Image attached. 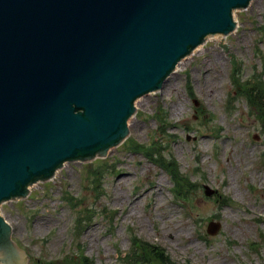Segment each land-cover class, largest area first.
<instances>
[{"label": "rangeland", "instance_id": "obj_1", "mask_svg": "<svg viewBox=\"0 0 264 264\" xmlns=\"http://www.w3.org/2000/svg\"><path fill=\"white\" fill-rule=\"evenodd\" d=\"M235 18L234 32L210 36L160 90L136 101L120 145L66 162L27 197L0 206L27 264H138L145 258H130L134 238L158 244L176 264H264L263 111L237 93L232 76L240 64L243 79L264 78V0ZM159 124H170L165 135ZM154 138L194 182L186 197L165 167L133 149ZM211 220L220 222L216 234L207 231Z\"/></svg>", "mask_w": 264, "mask_h": 264}, {"label": "water", "instance_id": "obj_2", "mask_svg": "<svg viewBox=\"0 0 264 264\" xmlns=\"http://www.w3.org/2000/svg\"><path fill=\"white\" fill-rule=\"evenodd\" d=\"M250 2L0 0V206L66 162L105 157L136 101L210 36L234 32ZM12 231L0 213V263L27 264Z\"/></svg>", "mask_w": 264, "mask_h": 264}, {"label": "trees", "instance_id": "obj_3", "mask_svg": "<svg viewBox=\"0 0 264 264\" xmlns=\"http://www.w3.org/2000/svg\"><path fill=\"white\" fill-rule=\"evenodd\" d=\"M240 74H241L240 64H237L235 65L234 72L232 74L233 82L236 85L235 90L239 95L241 94L243 97H247L250 103L262 109L263 114L259 116V118L264 119L263 75L254 73L249 78L243 79L242 75ZM160 123H165V122L162 121ZM170 127H171L170 124L164 126L163 124L161 125L159 124L157 133H160L161 135H165L166 131L169 130ZM155 138L153 139V142L149 145V147H147L142 143L136 142L135 148L133 149H138L139 151L144 152L151 160H153L159 166L165 167L170 172V174L174 179L175 187L173 188V190L175 191V194L186 197L185 195L191 192V187H192V183L189 177L185 176L183 173L180 172L179 167L173 158L171 157L168 158L163 154V151H165L166 147H164L165 145L161 144L159 140ZM100 172L102 171L99 167H97L94 171L95 178L98 180L97 183L99 184V186L103 182V177ZM226 201L229 202L228 200ZM133 245H134V249L132 250L133 254L129 255L130 258L132 257L140 258L142 257V255L144 256L143 258H145L144 261L137 259L138 264H151L153 260L159 262L160 264H176L164 249L157 246L158 244L156 245L149 242H145L142 239L134 238ZM48 264H53V263L49 262ZM82 264H96V263H93L90 259L85 257L82 260Z\"/></svg>", "mask_w": 264, "mask_h": 264}, {"label": "bare ground", "instance_id": "obj_4", "mask_svg": "<svg viewBox=\"0 0 264 264\" xmlns=\"http://www.w3.org/2000/svg\"><path fill=\"white\" fill-rule=\"evenodd\" d=\"M177 227V226H176ZM180 232L179 231H177L176 233H175V235H178Z\"/></svg>", "mask_w": 264, "mask_h": 264}]
</instances>
